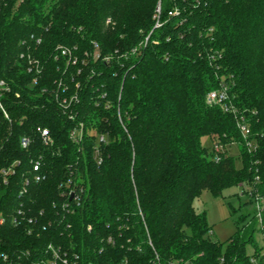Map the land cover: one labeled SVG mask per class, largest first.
<instances>
[{"label":"trees","instance_id":"1","mask_svg":"<svg viewBox=\"0 0 264 264\" xmlns=\"http://www.w3.org/2000/svg\"><path fill=\"white\" fill-rule=\"evenodd\" d=\"M1 80L10 118L0 108V213L44 211L52 225L39 235L4 225L0 252L16 261L54 242L77 264H252L249 247L261 255L264 213L261 222L241 214L220 242L194 201L234 186L264 195V0H3ZM225 87L224 102L208 101ZM204 136L223 145L219 160ZM13 164L5 183L1 170ZM70 179L79 202L63 193Z\"/></svg>","mask_w":264,"mask_h":264},{"label":"built area","instance_id":"2","mask_svg":"<svg viewBox=\"0 0 264 264\" xmlns=\"http://www.w3.org/2000/svg\"><path fill=\"white\" fill-rule=\"evenodd\" d=\"M2 2L3 0H0V8L2 6ZM38 42H40V39L38 40ZM62 52L63 54L71 55L70 48H66V47L62 48ZM98 55L99 54H97V56ZM21 57L25 58V54L22 53ZM26 58L28 59V70L35 74H40L42 71V66H41L40 61L34 58L31 54H28ZM34 81L37 82L36 76L34 78ZM7 90H9L8 84L4 80H1L0 81V92L7 91ZM227 96H228L227 87H225L222 90L210 92L208 94V101L209 102H224L227 99ZM0 108L3 111L5 117L9 119L10 118L9 113L7 109L5 108L1 98H0ZM226 109L232 110L233 108L226 106ZM71 117L73 118V116ZM240 130L245 139L246 147L249 150L255 149L256 147H255L254 141L250 138V135H251L250 127L245 123H241ZM82 135H83L82 124H80V128L73 130L71 136L74 139V141L80 143L82 141ZM41 137H42L43 142L46 145H52L54 143V140L48 128L41 129ZM100 140L105 141V136L101 135ZM30 143H31L30 137L22 138L23 147H28ZM224 150L225 149L223 145L214 144L213 150H212L213 156H215V158L219 160L221 157L220 153ZM96 154L98 156V162L101 163L102 156L100 155L99 149H97ZM34 169L35 171L41 170V163L39 160L34 164ZM1 173H2L1 175L3 176L2 177L3 181L7 183L8 177L11 174L15 173L14 164L9 167L2 168ZM45 179H46L45 173L40 172L35 175L36 182H41L42 180H45ZM71 183H72V180L70 179L67 183V186L68 187L70 186V187L66 188L67 190L65 189L63 193L68 194V196H70L71 201L74 200L76 202H79L80 195L77 193V187L72 186ZM28 184H29V180H26L25 187L22 190V193L26 191V185ZM256 200H257L256 215L259 221L261 222L263 213H264V195L256 196ZM69 205H70L69 202L65 203V206H69ZM43 216H45L44 211H41L40 215L37 217V216H28L27 213H25V210L23 209H19L17 212H13L8 215L0 213V228L10 223L14 227L23 226L24 230L27 231L29 234L36 233L37 235H39L41 230H46L47 226L52 225L51 221H49L48 224L41 223V220H42L41 218ZM2 244H3V239L0 234V246ZM263 245H264V239H263ZM17 254H18V259L16 261H15V258L11 257L10 254L7 252H0V257L3 258V262H4L3 264H77L78 263V260H77L78 255L75 256V258L74 257L72 258V254L67 249L63 248L61 245H58L54 242H50L46 246L38 248L37 253L31 250L30 248H26V249L21 250L20 253L18 252ZM260 257L264 261V249L262 250V253L260 256L255 255L252 252L251 258H250L251 263L260 264L259 263Z\"/></svg>","mask_w":264,"mask_h":264},{"label":"rangeland","instance_id":"3","mask_svg":"<svg viewBox=\"0 0 264 264\" xmlns=\"http://www.w3.org/2000/svg\"><path fill=\"white\" fill-rule=\"evenodd\" d=\"M203 144L213 150L212 139L209 136H204ZM227 155L235 158L238 167L242 165L240 158L241 148L239 144L232 143L226 147ZM248 188H240L234 186L226 189L221 196L214 195L209 190H204L202 194L194 201V206L199 212L207 213L209 223L212 226V238L220 242H226L236 231V220L241 214L257 212L256 198H250L247 193H242ZM245 204V202H247ZM233 208L236 211H233ZM255 210V211H254ZM256 239L259 244H263V234L256 233ZM249 253H252V248L249 247Z\"/></svg>","mask_w":264,"mask_h":264}]
</instances>
